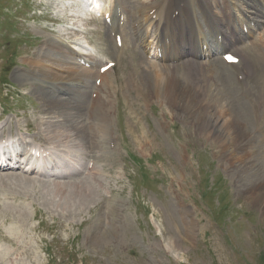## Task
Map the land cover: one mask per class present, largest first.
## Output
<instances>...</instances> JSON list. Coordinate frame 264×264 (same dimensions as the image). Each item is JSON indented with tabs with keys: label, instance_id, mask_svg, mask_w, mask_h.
I'll list each match as a JSON object with an SVG mask.
<instances>
[{
	"label": "rangeland",
	"instance_id": "rangeland-1",
	"mask_svg": "<svg viewBox=\"0 0 264 264\" xmlns=\"http://www.w3.org/2000/svg\"><path fill=\"white\" fill-rule=\"evenodd\" d=\"M123 1L128 31L118 34L127 41L122 47L109 36L102 14L70 20L55 0H0V138L12 137L14 144L7 149L17 155L7 160L0 175L51 183H37L40 188L16 183L3 189L6 193L0 189V264H264V114L256 129L248 115V129H253L256 140L246 152L230 156L221 150L197 126V116L183 112L179 102L187 93L183 79L189 80L190 74L178 73V99L166 104L155 78L160 79L167 67L148 62L151 58L144 56L140 44L130 51L136 39L130 32L136 26L131 14L137 0ZM117 2L122 0H99L103 11ZM46 33L75 52L115 64L106 83L112 84L111 142L104 144L112 156L109 160L94 164L86 143L68 141L71 130L47 128L40 99L11 77L10 71L23 65L22 57L44 48ZM206 36L211 45L213 39L207 32ZM212 57L217 71L231 74L230 94L244 102L255 95L257 74L247 80L251 92L243 94L231 67L220 64L221 54ZM98 72V67L92 69V85H100V79L95 80ZM90 91L81 99L83 113ZM28 122L30 130L24 128ZM34 143L44 149L43 169L29 160ZM98 150L93 156L104 155ZM57 158L62 175L49 177ZM252 163V171L237 172ZM87 180L91 193L72 199L68 207L58 205V198H45L42 191Z\"/></svg>",
	"mask_w": 264,
	"mask_h": 264
},
{
	"label": "bare ground",
	"instance_id": "bare-ground-1",
	"mask_svg": "<svg viewBox=\"0 0 264 264\" xmlns=\"http://www.w3.org/2000/svg\"><path fill=\"white\" fill-rule=\"evenodd\" d=\"M55 2L61 9L68 12L71 16L70 20H73L74 16H82L89 20L91 16L87 17V15H92L91 10L102 12L99 0H88L92 8L88 7L86 0H55ZM123 2V0L121 3L117 2L114 8L109 7L108 10H104L108 12V16L104 18L103 24L109 36L113 35L114 39L117 34H125L128 31V27L125 28L128 16ZM136 2V4L132 3L135 4V10L134 8L131 10H134L131 15L134 17L132 21L136 22V26L135 24L131 26L132 32H130L136 36V39L131 41L129 49L132 51L137 48V44H140L143 47L144 56L157 57L160 54V58H151L152 60L149 59L148 62L155 61L164 70L167 67L165 73L164 71L159 73V77L162 75L160 79L155 78V84L164 102L170 104L178 99L177 85L181 79L178 73L190 74L189 80L182 78L185 81L183 84L187 93L179 101L185 115L197 116L195 120L197 126H200L201 131L228 155L235 156L239 152H246L256 140L253 129H248V119L251 117L254 119V129H256L259 118L262 113L264 114V0H163L159 4L150 3L148 0ZM139 8L141 11L136 14ZM174 12L176 15L172 16ZM52 20L58 22V19ZM206 32L209 33V38L213 39L211 45L208 44ZM54 37L49 33L44 34L42 40L44 48L38 47L40 51L22 57L23 65L10 71L11 77L14 83L20 87L26 85L40 99L44 107L42 113L46 119L45 123L48 124L47 128H52L51 131L58 128L71 130L73 135L68 141L78 140L76 144L86 143V146L91 149L89 153L92 154L90 158L94 164L99 160H109L112 156H109L111 153L106 150L107 144H104L106 140L108 143L111 142L108 129V103L112 84L106 83L114 67L106 69L102 74L99 71L95 80L100 79V85L95 83L92 85L91 79L94 77L92 69L98 67L100 70L107 62L97 60L90 54L75 52ZM121 42L122 47L127 44L125 39ZM228 53H234L238 57L237 64L224 62L222 56ZM216 54H221L220 64L231 67V73L234 74L235 82L243 94H249L252 90L251 85L248 86V78L253 74L259 76L258 90L253 97L244 102L228 92L231 74L215 69V58L212 56ZM53 64L61 67L57 68ZM218 81L222 84L220 85ZM87 89L91 90L88 94L90 99L87 108L84 105L83 113L81 99H85ZM225 98L230 101L226 102ZM99 108L102 112L100 111L101 114L96 116ZM91 110H94L93 114H90ZM95 111H98L96 115H94ZM248 115L251 117L248 118ZM30 127L29 122L26 127L24 126L27 130H30ZM56 132L60 133L59 130ZM247 137L251 140L247 141ZM32 146L38 145L34 143ZM104 146L107 148L104 149ZM95 149L104 151V155L100 156L97 152L98 155L93 156ZM34 151L38 149L34 147ZM40 160L43 158L41 157ZM262 163L261 160L257 164L258 167L263 165ZM250 165L252 166H249L248 170L242 168L237 169V172L250 171L254 166L253 163ZM7 166L1 164L0 170ZM59 167L62 166L57 158L51 170L56 177L62 175L59 173L62 172ZM89 182L87 180L80 184L62 183V187L47 186L43 187L42 191L45 198L48 197L49 200L58 198V205L68 207L72 199L78 201L91 193ZM16 183L26 188L29 186L40 188L41 186H36L37 183L42 186L51 184L42 179L17 174L12 177L0 175L1 192L6 193L5 190L15 186ZM20 248L27 252L24 246Z\"/></svg>",
	"mask_w": 264,
	"mask_h": 264
}]
</instances>
